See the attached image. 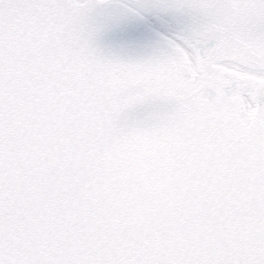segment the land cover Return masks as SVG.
Segmentation results:
<instances>
[{
    "label": "snow or ice",
    "instance_id": "snow-or-ice-1",
    "mask_svg": "<svg viewBox=\"0 0 264 264\" xmlns=\"http://www.w3.org/2000/svg\"><path fill=\"white\" fill-rule=\"evenodd\" d=\"M0 264H264V0H0Z\"/></svg>",
    "mask_w": 264,
    "mask_h": 264
},
{
    "label": "water",
    "instance_id": "water-1",
    "mask_svg": "<svg viewBox=\"0 0 264 264\" xmlns=\"http://www.w3.org/2000/svg\"><path fill=\"white\" fill-rule=\"evenodd\" d=\"M138 23L139 22L135 19H131L125 27L138 28L139 32L142 33L146 39H158L161 35L168 36L154 18L151 19L150 24L147 26L138 25ZM163 26L174 36V34L181 29L183 23L169 17L165 20Z\"/></svg>",
    "mask_w": 264,
    "mask_h": 264
},
{
    "label": "bare ground",
    "instance_id": "bare-ground-1",
    "mask_svg": "<svg viewBox=\"0 0 264 264\" xmlns=\"http://www.w3.org/2000/svg\"><path fill=\"white\" fill-rule=\"evenodd\" d=\"M155 19V18H154ZM157 22V21H156ZM159 25H160V27L164 30V32L171 38V37H173L171 34H170V32L167 30V29H165V27L163 26V25H161L159 22H157Z\"/></svg>",
    "mask_w": 264,
    "mask_h": 264
},
{
    "label": "rangeland",
    "instance_id": "rangeland-1",
    "mask_svg": "<svg viewBox=\"0 0 264 264\" xmlns=\"http://www.w3.org/2000/svg\"><path fill=\"white\" fill-rule=\"evenodd\" d=\"M166 29V28H165Z\"/></svg>",
    "mask_w": 264,
    "mask_h": 264
}]
</instances>
